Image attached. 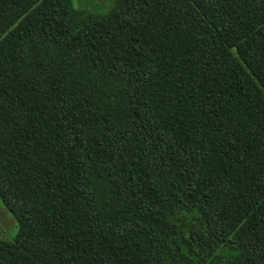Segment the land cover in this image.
<instances>
[{
    "label": "trees",
    "instance_id": "obj_1",
    "mask_svg": "<svg viewBox=\"0 0 264 264\" xmlns=\"http://www.w3.org/2000/svg\"><path fill=\"white\" fill-rule=\"evenodd\" d=\"M0 264H264V0H0Z\"/></svg>",
    "mask_w": 264,
    "mask_h": 264
},
{
    "label": "rangeland",
    "instance_id": "obj_2",
    "mask_svg": "<svg viewBox=\"0 0 264 264\" xmlns=\"http://www.w3.org/2000/svg\"><path fill=\"white\" fill-rule=\"evenodd\" d=\"M74 6L86 9L95 14H106L114 4V0H73ZM18 232V223L6 209L0 199V240H13Z\"/></svg>",
    "mask_w": 264,
    "mask_h": 264
}]
</instances>
